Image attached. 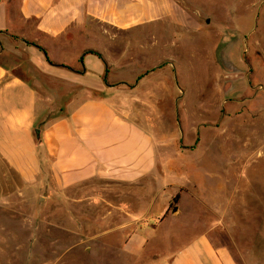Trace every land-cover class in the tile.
<instances>
[{
	"label": "crops",
	"instance_id": "obj_1",
	"mask_svg": "<svg viewBox=\"0 0 264 264\" xmlns=\"http://www.w3.org/2000/svg\"><path fill=\"white\" fill-rule=\"evenodd\" d=\"M188 16L179 0H0V162L41 193L39 198L82 205L87 228L76 214L73 223L92 233L93 247L107 252L94 264H238L230 247L216 238L219 229L210 226L211 205L220 212L222 195L213 203L204 187L200 193L185 192L177 212L167 215L185 185V163L166 160L173 144H162L147 124L94 94L139 75L131 70L136 66L123 71L122 60L110 59L113 51L122 57L124 51H139L131 44L148 25L160 24L149 29L157 35L160 27L187 30ZM244 45L240 38L223 40L241 88L256 81L254 65L244 70L241 55L231 58L234 51H245ZM16 51L26 54L25 62L15 61ZM175 57L170 51L159 56L170 72ZM165 82L172 80L158 86ZM94 182L104 188L69 195ZM166 187L173 193L166 194ZM188 199L193 206L184 208ZM153 213L159 216L150 224ZM175 218L184 219V232H160Z\"/></svg>",
	"mask_w": 264,
	"mask_h": 264
},
{
	"label": "rangeland",
	"instance_id": "obj_2",
	"mask_svg": "<svg viewBox=\"0 0 264 264\" xmlns=\"http://www.w3.org/2000/svg\"><path fill=\"white\" fill-rule=\"evenodd\" d=\"M179 1L189 13L188 31L181 26L160 27L161 39L149 30L160 24L148 25L143 36L137 34L136 45L131 44L130 49L139 51H124L123 57L121 51H113L115 56L110 57L123 61V71L127 65L136 66L131 70L140 71L138 77L94 94L109 98L147 124L162 144H173L165 159L187 167L178 195L200 193L204 187L216 203L220 193V212L211 205L209 214L211 228L220 231L216 238L230 247L238 264H264V0ZM237 38L245 51H234L233 62L241 55L247 64L244 70L254 65L256 81L245 88L223 51V40ZM161 51L176 56L174 71L166 70ZM16 55V62L26 61L22 51ZM14 72L33 79L21 70ZM0 175L4 181L0 184V264H94L106 257V248L92 246V233L72 221L76 214L87 228L82 205L72 199L62 203L39 198L41 193L23 185L2 162ZM101 187V183H87L69 190V195L80 197ZM165 193H173V188L166 187ZM177 202L174 198L167 215ZM193 203L184 200L183 207ZM84 212L89 214V206ZM155 216L159 215L150 216V224L156 223ZM183 220L175 218L160 232H184ZM105 241L98 243L105 245Z\"/></svg>",
	"mask_w": 264,
	"mask_h": 264
},
{
	"label": "water",
	"instance_id": "obj_3",
	"mask_svg": "<svg viewBox=\"0 0 264 264\" xmlns=\"http://www.w3.org/2000/svg\"><path fill=\"white\" fill-rule=\"evenodd\" d=\"M177 210H178V208H177V207H175V208L172 210V213H175V212H177Z\"/></svg>",
	"mask_w": 264,
	"mask_h": 264
},
{
	"label": "trees",
	"instance_id": "obj_4",
	"mask_svg": "<svg viewBox=\"0 0 264 264\" xmlns=\"http://www.w3.org/2000/svg\"><path fill=\"white\" fill-rule=\"evenodd\" d=\"M178 198H179V195H177V196L175 197V201H177V200H178Z\"/></svg>",
	"mask_w": 264,
	"mask_h": 264
}]
</instances>
